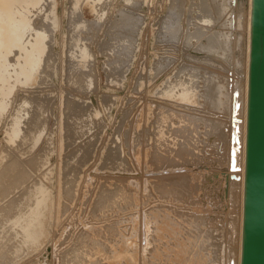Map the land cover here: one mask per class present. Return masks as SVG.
Instances as JSON below:
<instances>
[{
    "label": "rangeland",
    "instance_id": "obj_1",
    "mask_svg": "<svg viewBox=\"0 0 264 264\" xmlns=\"http://www.w3.org/2000/svg\"><path fill=\"white\" fill-rule=\"evenodd\" d=\"M226 1L42 0L39 10L22 11L28 38L45 33L48 56L34 82L17 77L0 111V264H134L135 245L139 257L149 254L154 231L146 217L159 231L155 245L182 243L204 264L238 263L240 181L237 171L223 172L230 109H221L217 91L243 74L246 30L243 13L233 28ZM180 79L195 92L179 101ZM157 107L199 116L192 136L200 141L191 137L196 148L187 156H173L182 128L169 125L167 159L154 162ZM17 127L22 132L9 141ZM11 162L21 169L10 182L3 178ZM166 177L179 179L181 191L162 195L154 182ZM144 258L135 264H150Z\"/></svg>",
    "mask_w": 264,
    "mask_h": 264
},
{
    "label": "bare ground",
    "instance_id": "obj_2",
    "mask_svg": "<svg viewBox=\"0 0 264 264\" xmlns=\"http://www.w3.org/2000/svg\"><path fill=\"white\" fill-rule=\"evenodd\" d=\"M41 1L42 0H0V111H3L6 107V103L5 101L7 99L10 98V95L12 94L13 92V89L16 87V81L17 80V77L19 75H21V77L25 78V82H34L36 80V75L38 73H40V69L42 67V70H43V65L42 63L45 65L46 63H44V60H46V56L44 57L47 50V45L45 43V33H41V34H36L34 36H31L33 38H28L29 35H26L25 33V30L26 28L28 27L29 25V19L27 16H25V14L22 12V11H26L27 12H30L31 10H39L41 8ZM231 1V7H229V13L231 14L232 16V24H233V28L235 27L236 25V21L234 20L235 17H239V18H242L241 17V14L243 13V19L245 21V30H246V45H245V63H244V70H243V74L240 76L241 78L236 80V84H232V85H227V87L224 89L223 87H218V91H217V98H218V102L220 104V107L221 109H223L224 111H228L226 109H230V113L228 115L229 117V122H230V125H231V132H230V135H229V138H228V143H229V146H228V149H227V166H226V171H223V172H226L227 174V177L228 175L230 176L231 173H229L230 171V168L231 170L233 171H237L236 173H234L233 171H230V172H233L232 175H234L233 177L235 179H237L236 177H238L239 181H240V194H241V201H240V211H241V220L239 222V230H238V260H237V264H240V261H241V247H242V221H243V187H244V168H245V139H246V111H247V83H248V69H249V52H250V17H251V0H230ZM193 2V1H192ZM219 3L221 4H227L228 2L226 0H219ZM220 6L221 5H218L216 6V10L218 12V14L220 13ZM247 6V10L246 12H243L245 11L244 7ZM227 7V6H226ZM225 7V8H226ZM91 8H94V6L92 5ZM224 8V9H225ZM184 11V10H183ZM216 12V11H215ZM235 16V17H233ZM184 21V20H183ZM179 25V24H178ZM177 25V26H178ZM31 28V27H30ZM179 28V26H178ZM28 29V28H27ZM167 29V33H170L171 30L168 28ZM172 29V28H171ZM180 29V28H179ZM29 30V29H28ZM32 31V30H30ZM184 31V30H183ZM27 32V31H26ZM188 32V31H187ZM31 33V32H30ZM183 36V35H181ZM186 38V36H185ZM185 40V39H183ZM181 42V41H180ZM187 43V42H186ZM183 44V43H181ZM196 44V42H195ZM197 45V44H196ZM195 45V46H196ZM166 47V46H165ZM196 48V47H195ZM199 48V47H197ZM14 50H17V54L15 53ZM196 50V49H195ZM163 51V50H162ZM15 53L16 54V58L14 57V59H17V61L15 63H13V59H8L9 55L11 53ZM13 56V55H12ZM48 56V54H47ZM12 58V57H11ZM45 58V59H44ZM48 58V57H47ZM44 59V60H43ZM9 60H11V62L13 64H11L9 62ZM195 60V59H194ZM47 62H49V60H47ZM50 64V62H49ZM190 64V63H189ZM51 66V65H49ZM45 67V66H44ZM48 67V66H46ZM194 68V67H192ZM46 69V68H44ZM45 71H48V69H46ZM42 73V72H41ZM43 73H46V72H43ZM50 73V72H49ZM42 75V74H41ZM52 76V75H51ZM20 77V76H19ZM190 77V76H189ZM182 79V78H181ZM180 79V80H181ZM188 81H183L181 80L180 81V84L178 85V87L181 89H179L177 91V94L174 96L176 99H178L179 101L180 100H184L186 98H188V96L190 94H193V92H195V90L192 89V85H190L189 87V83ZM23 83V82H22ZM178 83V82H177ZM192 84V83H191ZM194 85V84H193ZM223 86V85H222ZM187 87V88H186ZM233 87V89H232ZM44 88V87H43ZM175 88V87H174ZM194 88V87H193ZM173 89V88H172ZM170 91V90H169ZM167 92V91H166ZM172 93V92H171ZM169 93V94H171ZM175 93V92H174ZM173 93V95H174ZM165 95H168V94H165ZM230 96V97H229ZM173 97V96H171ZM189 101V100H188ZM190 102L192 104L196 103V98L192 97L190 98ZM24 103H28V102H24ZM189 103V102H188ZM199 103V102H198ZM181 104V103H179ZM183 104V103H182ZM186 104V103H185ZM192 104H189L192 105ZM41 105V104H40ZM186 106V105H185ZM193 107H195L196 105H192ZM188 107V106H187ZM186 107V108H187ZM192 107V108H193ZM40 108V106H39ZM38 108V109H39ZM191 108V109H192ZM197 108V106H196ZM157 111H156V120L154 122V130L153 132H151L152 136L150 137H153V144L152 145H155L154 147H158L155 149V151L153 150V153L155 154H160L158 155L159 158H156L154 162L158 161L161 162L162 160H164L167 156V148H171L173 142L171 141H168L166 138V136L169 134H171V132H166V128L170 125L171 127H178V128H182V136H183V140H180L181 144H180V147L179 149H177V152L176 154H173V156L177 155V157H179L178 155L180 154V156L182 157H185L189 154V152L192 150L191 146H193V143H192V139L191 137H194L192 136V132H195V128L196 126H198L199 124L197 122H199V116H196L195 117L193 115H190V114H187L186 113H183V112H180L182 114H176V112H173V111H166L165 107H157ZM199 109V108H198ZM42 110V108L40 109ZM193 110H195L193 108ZM197 110V109H196ZM17 111V110H16ZM5 113V112H3ZM36 113H37V110H36ZM42 112H40L41 114ZM194 113V112H193ZM226 114V113H225ZM224 117H226V115H224ZM172 118H178L179 122H177V124H174L173 123V119ZM7 119V118H6ZM202 119V118H200ZM40 120V119H39ZM38 120V123H40ZM75 120V119H74ZM77 121V120H76ZM13 122V120H12ZM201 122V121H200ZM35 123V122H34ZM37 123V124H38ZM204 123V122H203ZM37 124L35 126H37ZM198 124V125H196ZM206 124V123H205ZM207 125V124H206ZM206 125H203V126H206ZM15 126V125H14ZM40 126V125H38ZM38 128V127H36ZM198 128V127H197ZM196 128V129H197ZM206 129V128H204ZM203 129V130H204ZM28 131V132H27ZM27 133H29V130L27 129ZM198 131V130H197ZM22 132L21 129L19 127H17L14 131H13V135L9 138V141H12L13 140V137H16L19 135V133ZM24 132V135L22 137H24L23 141L24 143H28L29 140L27 138L28 137V134L25 135ZM10 133V132H9ZM38 133V132H37ZM199 133V132H198ZM203 134V132H200L199 134ZM34 134V133H33ZM41 134V133H40ZM150 135V134H149ZM196 135H198L196 133ZM21 136V135H20ZM34 136V135H33ZM36 136V135H35ZM147 136V135H146ZM148 137V136H147ZM146 137V139H148ZM170 137V136H169ZM200 136H198L199 138ZM35 138V137H34ZM37 138V137H36ZM195 138V137H194ZM26 139V140H25ZM196 139V138H195ZM15 140V139H14ZM197 140V139H196ZM194 140V141H196ZM32 141V140H31ZM198 141V140H197ZM200 141V140H199ZM198 141V142H199ZM15 142V141H14ZM148 142V140H147ZM146 142V143H147ZM19 143V142H18ZM20 143V145H21ZM145 143V144H146ZM195 143V142H194ZM145 147H147L148 145L151 146L150 144L148 145H145ZM23 145V144H22ZM138 145L140 144H136V146L138 147ZM27 146V145H25ZM135 146V147H136ZM141 146V145H140ZM19 147V145H18ZM134 147V148H135ZM145 147H144V150H145ZM194 147V146H193ZM25 148V147H24ZM27 148V147H26ZM141 150L143 149L142 147H139ZM138 148V149H139ZM151 148V147H149ZM196 148V145L195 147ZM17 149V148H15ZM25 150V149H24ZM135 150V149H134ZM171 150V149H170ZM190 150V151H189ZM139 151V150H136V152ZM143 151V150H142ZM142 151H140L139 153H141ZM135 153V152H134ZM138 153V152H137ZM142 155L143 152L141 153ZM136 154H134L133 156H135ZM149 156V153L147 154ZM154 154L150 153V156ZM155 155V156H157ZM141 156V155H140ZM25 157V155H24ZM142 157V156H141ZM145 157V156H144ZM172 157V156H171ZM151 158H154L151 156ZM16 159H19V158H16ZM134 159V158H133ZM142 159V158H141ZM140 159V160H141ZM147 159L149 160V157H147ZM167 159V158H166ZM1 160V159H0ZM20 160V159H19ZM41 160V159H40ZM186 160V159H184ZM136 161V159L134 160ZM143 161V160H142ZM26 163V161H24ZM23 163H20V164H24ZM33 162V161H32ZM137 162V161H136ZM141 162V161H140ZM149 163V161H146ZM169 162H173V159ZM175 162V161H174ZM189 162V161H188ZM17 162H11L10 165H9V170L7 172L5 176V178H3L4 180H7V181H14L13 179H16L15 177L18 176V174L20 173L19 172V168H18V165L19 164H16ZM28 163V161H27ZM31 163V162H30ZM142 163V162H141ZM140 163V164H141ZM147 163V164H148ZM29 164V163H28ZM33 164V163H32ZM135 164V162H134ZM138 164V163H137ZM136 164V166H137ZM174 164V163H173ZM4 165V164H3ZM142 165V164H141ZM171 165V163H170ZM186 165V164H185ZM192 165V164H190ZM22 166V165H21ZM146 166V163L144 165V167ZM150 166V165H149ZM143 167V166H142ZM141 167V168H142ZM143 167V169H144ZM170 168V167H169ZM21 169V168H20ZM140 169V168H139ZM161 168H159L160 170ZM167 169V168H166ZM174 169V167H173ZM7 170V169H6ZM5 170V172H6ZM22 170H23V167H22ZM10 171V172H9ZM146 171V169H145ZM144 171V172H145ZM149 171V169H148ZM152 171V170H151ZM149 171V172H151ZM162 171V169H161ZM149 172H146L147 175L149 174ZM153 172V171H152ZM155 172V171H154ZM11 173V174H10ZM12 173H15L14 175ZM138 173V172H137ZM153 174V173H151ZM150 174V175H151ZM154 174H157L156 172ZM160 174V173H159ZM136 176V175H135ZM152 176V175H151ZM224 176H226L224 174ZM147 177V176H146ZM153 177V176H152ZM155 177V176H154ZM170 177V176H169ZM169 177H166L165 179H168ZM18 178V177H17ZM137 178V176H136ZM135 178V179H136ZM150 178V176H149ZM171 178V177H170ZM169 178V179H170ZM173 178V177H172ZM176 177L173 178V180L171 181L170 180H163L164 178H162V181L158 182L159 179H156L157 182H154V186L156 188H158V190L161 191V194L164 195V196H167V195H170V194H177V192L181 191V187H177L179 186L180 183H178V180L179 179H175ZM134 179V178H133ZM134 179V180H135ZM145 179V178H144ZM148 179V178H147ZM152 179V178H151ZM150 179V180H151ZM137 180V179H136ZM135 180V182L137 183V181ZM140 180V179H138ZM161 180V179H160ZM134 182V181H133ZM133 182H131L133 184ZM139 182V181H138ZM1 183V182H0ZM135 184V183H134ZM147 184V181L146 183ZM145 184H140V187L139 189L143 188L142 185H145ZM149 184V183H148ZM152 185V184H150ZM181 185V184H180ZM147 186V185H145ZM135 187V186H134ZM148 187V186H147ZM146 187V188H147ZM149 188V187H148ZM147 188V189H148ZM179 188V189H178ZM136 188H134V191H135ZM146 189V190H147ZM151 189V188H149ZM178 189V190H177ZM184 190V188H182ZM138 188L136 189V192H137ZM152 190V189H151ZM159 191V192H160ZM147 192H151V191H148ZM143 191L141 193H139V195H142ZM152 193V192H151ZM137 195V193H136ZM138 195V196H139ZM146 195V193H145ZM147 196V195H146ZM145 198L144 196L141 198L143 199ZM149 198V197H148ZM149 201V200H148ZM145 210V209H144ZM146 211V210H145ZM147 212V211H146ZM144 212H142L141 214L143 215ZM154 214L155 212L153 213V217H154ZM145 217L147 216L144 215ZM142 217L143 219L145 217ZM30 218V217H28ZM149 217H146V222L149 221L150 223H146L147 225H149V229H151V233L154 231V234L153 235H150L151 233L150 232H147L149 233L150 235V244L147 246V252H149L147 258H144V256H142L145 261H148L150 262V264H195L197 261L194 260L195 258L197 260H202V264H204V259L202 258L203 255L202 253H198L196 254L194 251H189V249L182 245V243H172L171 245L173 246V248H168L167 247V244L164 240H161L159 242L158 245H155L153 242H152V239H153V236L155 235H158V230H154L153 227H152V223H151V220L150 218L147 219ZM155 218V217H154ZM15 219V218H14ZM19 219V218H18ZM39 219V218H38ZM145 219L143 222H145ZM16 220V219H15ZM26 220V219H25ZM31 220V219H30ZM30 223V222H29ZM14 224V223H13ZM16 224V223H15ZM40 224V223H39ZM25 225V223H24ZM38 225V224H37ZM26 226H28L26 224ZM144 226V224L142 225ZM21 227V226H20ZM25 227V226H24ZM36 227V226H35ZM28 228V227H27ZM22 229V228H21ZM25 229V228H24ZM140 230V229H139ZM39 231V230H38ZM141 231L142 228H141ZM26 232V231H25ZM28 232V231H27ZM31 232V231H30ZM34 232V231H33ZM33 232L32 234L30 235H33ZM136 233V232H135ZM142 233V232H141ZM140 233V234H141ZM144 233V231H143ZM29 234V233H28ZM139 234V231L138 233ZM27 235V233H26ZM38 235V234H37ZM134 235V233H133ZM132 235V237H133ZM136 235V234H135ZM135 235H134V238H135ZM142 235V234H141ZM139 235V236H141ZM148 235V234H146ZM148 235V236H149ZM28 236V235H27ZM39 237H40V234H39ZM27 238V237H26ZM29 238V237H28ZM148 238V237H147ZM146 238V240H147ZM133 239V238H132ZM140 239H142L140 237ZM139 239V241H140ZM143 239H144V236H143ZM35 240V239H34ZM33 240V241H34ZM136 240H138V238L136 237ZM145 240V239H144ZM143 240V241H144ZM135 241V240H134ZM146 243V242H145ZM144 243V245H145ZM148 243V242H147ZM142 244V243H140ZM139 244V245H140ZM138 246V244H137ZM142 246V245H141ZM140 246V249L142 248ZM240 246V248H239ZM96 248V247H95ZM136 245L134 246V249H132V254L130 257H132V263L136 262V260H139L140 258L142 257H139L140 254L139 252V256L137 255L138 253L136 252ZM93 249V248H92ZM121 249V248H120ZM125 249V248H124ZM119 250V249H118ZM138 250V249H137ZM149 250V251H148ZM91 251V250H90ZM95 251V249H94ZM120 251V250H119ZM123 251V249L121 250ZM129 251V250H128ZM139 251V250H138ZM144 251V250H142ZM93 252V251H92ZM125 252V251H124ZM123 252V253H124ZM141 252V251H140ZM91 253V252H90ZM96 253V251H95ZM106 253V252H105ZM122 253V254H123ZM137 253V254H136ZM108 254V253H107ZM112 254V258L111 260L114 261L116 256H118V254L116 252H113L111 253ZM127 254V252H126ZM129 254V255H130ZM94 255V254H93ZM109 255V254H108ZM120 255V254H119ZM91 256V255H89ZM96 256V254H95ZM139 257L138 259L136 257ZM92 257V256H91ZM110 257V256H109ZM129 257V256H128ZM127 257V258H128ZM96 258V257H95ZM104 258V257H103ZM91 259V258H90ZM93 259V258H92ZM142 259V261L144 260ZM147 259V260H146ZM117 260V259H116ZM115 260V261H116ZM120 260V259H119ZM131 260V259H130ZM129 260V261H130ZM110 261V260H109ZM108 261V262H109ZM122 261V260H121ZM144 261V263H145ZM118 262V261H117ZM120 262V261H119ZM125 262V258H124V261ZM139 262V261H138ZM141 262V260H140ZM146 262V263H148ZM110 263V262H109ZM121 263V262H120ZM118 263V264H120ZM129 263V262H128ZM137 263V262H136ZM117 264V263H116ZM123 264V263H122ZM142 264V263H140ZM149 264V263H148Z\"/></svg>",
    "mask_w": 264,
    "mask_h": 264
},
{
    "label": "water",
    "instance_id": "obj_3",
    "mask_svg": "<svg viewBox=\"0 0 264 264\" xmlns=\"http://www.w3.org/2000/svg\"><path fill=\"white\" fill-rule=\"evenodd\" d=\"M240 264H264V0H251Z\"/></svg>",
    "mask_w": 264,
    "mask_h": 264
}]
</instances>
